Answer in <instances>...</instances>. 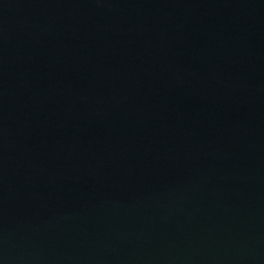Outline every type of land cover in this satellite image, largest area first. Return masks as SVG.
Wrapping results in <instances>:
<instances>
[{"label": "water", "instance_id": "obj_1", "mask_svg": "<svg viewBox=\"0 0 264 264\" xmlns=\"http://www.w3.org/2000/svg\"><path fill=\"white\" fill-rule=\"evenodd\" d=\"M0 264H264V0H0Z\"/></svg>", "mask_w": 264, "mask_h": 264}]
</instances>
